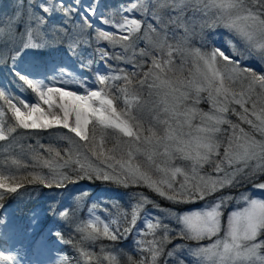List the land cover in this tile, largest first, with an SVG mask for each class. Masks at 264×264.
I'll return each mask as SVG.
<instances>
[{
  "label": "snow or ice",
  "instance_id": "6c2138e0",
  "mask_svg": "<svg viewBox=\"0 0 264 264\" xmlns=\"http://www.w3.org/2000/svg\"><path fill=\"white\" fill-rule=\"evenodd\" d=\"M101 7L100 0L29 4L24 31L18 36L15 19L9 21L8 40L13 47L0 52V59L20 90L32 95L35 102H28L0 81V142H4L0 154H7L0 161V190L17 193L22 180L62 187L66 182L96 179L124 187L143 184L181 204L204 200L213 192L257 177L261 182L255 187L264 189V74L242 63L253 55L264 62V0H131L108 15ZM189 11L192 15L186 17ZM56 12L63 15L64 24L71 30L48 27V18ZM76 16L79 20L73 19ZM93 18L116 31L96 27ZM218 27L227 29L240 42L226 40L228 54L220 47L205 48L208 41L204 31ZM180 28L183 34H178ZM87 29L95 30L97 44L106 41L111 48L121 49L109 52L97 47L89 54L93 58L82 59L81 69L98 62L96 57L109 69L106 74L94 72L91 85L82 73L78 75L68 67L57 69L55 64L50 67L27 59L30 51L64 41L68 52L82 55L77 51L79 45L91 43L86 38ZM48 33L54 34L53 40H48ZM195 37H199L201 47L192 45ZM140 41L145 42L144 48L138 47ZM109 59L132 68H113ZM189 63L192 67L185 75ZM201 101L210 105L207 111L199 107ZM145 112L151 117L147 128ZM42 129H55L50 136L68 142L64 149L67 156L37 140L36 146L28 145L26 150L34 162L32 167L47 168L48 174L33 171L27 177L16 176L13 169H26L28 164L13 155V150L19 148L22 156V141L39 136L38 131L24 130ZM40 148H47L49 158ZM137 154L146 157L145 161L136 162ZM177 157L187 166H173L171 162ZM5 170L12 174L5 175ZM178 175L183 177L179 181ZM231 199L220 197L202 210L181 215L161 209L163 217L148 218L141 215L145 206H159L139 194L130 214L122 212V220L108 223L94 214L93 206L91 219L77 229L82 233L80 244L102 238L117 241L135 231L153 239L136 240L140 258L127 255L123 264H161V257L162 264H184L177 255L181 245L166 254L164 251L175 238L170 235L173 229L163 222L171 217L182 225L176 236L195 241L216 237L206 246L189 249L199 258L198 264H264V240L258 241L264 235V200L241 195L245 206L230 213L227 225L222 226L221 208ZM59 215L63 218L68 213L61 211ZM140 219H144L146 230L137 227ZM222 228L224 235L220 237ZM80 250L87 262L96 259L97 264H121L114 249L106 251L101 246L102 259ZM12 260V256L0 253V261Z\"/></svg>",
  "mask_w": 264,
  "mask_h": 264
},
{
  "label": "trees",
  "instance_id": "16d2710c",
  "mask_svg": "<svg viewBox=\"0 0 264 264\" xmlns=\"http://www.w3.org/2000/svg\"><path fill=\"white\" fill-rule=\"evenodd\" d=\"M20 3V0H14L11 5H0V9L5 14V18H9L7 20L8 23L10 20L15 19L17 17L16 14L19 12H21L20 16L22 21H27L28 12L30 11L29 5L27 3L25 4V7L22 8ZM34 11L42 14V11L38 7H34ZM48 23L50 25L48 27L54 25L66 27L64 20H51ZM2 26L3 25L0 26V52H3L6 47H13L11 41L8 40V36H6L3 29H1ZM16 35L18 36L19 34L16 33ZM52 35L54 36L53 33ZM86 38L91 42L90 44H82L86 53H93L94 48L97 47H103L109 52H118L120 50L119 47H116L115 49L111 48L106 41H103L102 44H97L95 41L94 29H87ZM1 61L2 59L0 60V63ZM108 63L117 64V61L109 59ZM5 66L8 67L7 65ZM117 67H124L131 70L132 65L122 62L119 63ZM120 83L122 84V82ZM31 102H35V98H32ZM144 125L146 126L145 128L148 127L147 122ZM24 131H38L39 136H30L22 141V144L25 146V152L22 156L19 148L13 150V155L21 157L24 162L28 164L26 169H20L19 171L13 169L16 176L27 177L28 173L33 171L41 172L45 175L48 174L49 170L47 168L32 167L34 162L31 159L30 153L26 150L28 145L36 146L37 140H39V143L42 145H52L59 149L61 151V156H67L64 149L68 147V142L66 140L57 139L55 135L50 136V134L55 133V129ZM63 131L67 132L68 130L63 129ZM145 135H147L146 132ZM3 143L4 142H0V144ZM107 147H112V143L109 142ZM39 151L45 158H49L47 148H40ZM4 155L7 154H0V161L3 160ZM92 159L95 161L94 157ZM141 162H143V160H141ZM175 163H183V161L177 159ZM4 167L5 169L7 168L6 165ZM11 174L12 173L5 170V175ZM28 179H30V177H28ZM21 184L22 187L17 190V193H6L5 190H0V225L6 220H9L11 224H14L12 226L13 231L18 232L19 237L22 238L23 248L29 254L33 252L35 253L37 247L42 242L48 243L49 249L56 252L59 258H62L60 264H97L96 259L87 262L81 255V248L95 253L96 256L101 259V246H105L106 251L110 248L114 249L115 251L113 254L117 255V258L121 260V264L126 260L127 255H134L129 250V242L123 238L117 241H110L107 238H102L95 243L84 242L83 244H80L82 233L77 229L89 220V208L96 201L92 194L97 190L108 189L107 199L118 201L116 205L119 207L116 206L113 213L111 212V215L109 214L107 217V219L109 218L110 220L113 218H120V210H123L126 206L131 209V206L128 205L130 202H127L126 198H133L135 193H143L145 196L151 197L152 201H155L159 206L164 207L165 209L173 208L183 212L199 209L202 203L200 200H195L189 203L177 204L164 197L158 196L159 194L152 189L147 190L148 188L143 184H133L124 187L123 185L111 181L96 179H81L75 180V182H66L62 187H56L54 184L52 187H48L46 184H40L37 182L28 183L27 180H22ZM86 186H91L92 189H88ZM109 191H111V193ZM85 192L87 195H84ZM114 193H120L123 194V196L118 197L115 196ZM111 204L112 202L109 203V205ZM104 205L106 206L102 201L100 206ZM61 211H67L68 215L62 218L59 215ZM57 233L60 235L58 236ZM259 240H264V235H261ZM66 241H70V243H66ZM47 262H49V260ZM104 264H107V261H104Z\"/></svg>",
  "mask_w": 264,
  "mask_h": 264
},
{
  "label": "rangeland",
  "instance_id": "374dc122",
  "mask_svg": "<svg viewBox=\"0 0 264 264\" xmlns=\"http://www.w3.org/2000/svg\"><path fill=\"white\" fill-rule=\"evenodd\" d=\"M20 1H21L20 6L22 8H24L25 4H27V3H28V5L32 4L33 6H35L41 2V0H28V1L20 0ZM3 2H6V3H3ZM13 2H14V0H0V5H11ZM66 2L70 3L71 0H66ZM130 2H131V0H100L101 6H102L101 11L105 15H108L109 12L118 9L120 5H126ZM20 13L21 12H19L18 13L19 15H17V17L15 18L16 23L14 24V29H15L17 34L22 33L24 31V27H25V22L22 21ZM0 15H1L0 26L3 25L1 27V29H3L6 36H8L10 24L8 23L7 20L9 18H7V17L5 18V14L1 9H0ZM40 15H45V14L42 13ZM132 15H134L135 18H137V19L140 18L139 14H137V13H134ZM171 15H175V13L173 12V13H171ZM185 15H186V17L191 16L192 13L189 11ZM73 19L79 20V17L76 16V17H73ZM148 19L150 20V22L155 24V21H151V17H149ZM51 20H54V21L64 20V17L61 13L56 12L48 18V22H50ZM93 22H94L96 27H98L102 30H107V31H112V32L116 31V29L111 28L109 25L103 24L99 19L93 18ZM48 26H50L49 23H48ZM65 26L68 27L69 30H71L70 25H65ZM196 30L199 31V28L197 27ZM183 31H184L183 28L177 29L178 34H183ZM204 36L206 37V39L208 41V43L205 45L206 49H211L213 46L220 47L222 50H224L226 52V54H228V46L226 44V40H232L234 43L240 44L238 39L231 32H229L227 29H225L223 27H218L215 29H206L204 31ZM47 38L50 41L53 40L52 33H48ZM102 42L103 41H100L99 43L102 44ZM192 45L195 47H201V41H200L199 37H195L192 40ZM240 46H241V48H243V45H240ZM83 47L84 46L81 44V45H79V47L77 49V51L80 52L82 55L74 56L70 52H68V50H67V41L56 42V43H53L50 47L44 48L38 52L30 51L27 54V59L29 61H35V62L40 63V64L46 63L50 67L53 64H55L57 69L60 67H68L70 71H75L78 75L82 73L84 77L88 78V83H89V85H91L92 81L94 79V75H93L94 71L98 70L100 72V74H106L109 71V69L104 64L103 61H99L97 59L98 57H96V60L98 62L94 63L89 68L81 69L79 67V65L82 62V59H83V61H86L87 59L93 58L91 55H89V53L85 52V49ZM138 47L144 48L145 42L140 41ZM61 61H62V63H61ZM122 62L123 61H121L119 63H122ZM149 63H150V61H149ZM177 63H179V61H177ZM242 63H243L244 67H251L256 72L264 74V62H261L258 57L254 56V55L250 56L247 59H244ZM111 65L113 66V68H117L118 63L117 64H111ZM145 67L147 68V65H145ZM191 67H192V65L190 63L185 66V68H184L185 75H187L188 69ZM122 68H124V67H122ZM49 75H51V74H49ZM0 81H3L6 86L10 87L13 91L17 92V94L25 97L27 99V101L31 103V100L34 97L32 95H29L27 92H23L20 90V86L14 82V77H12L11 73L9 72L8 67H6L4 65L3 60L0 63ZM57 86H61V85H57ZM97 87H98V85H97ZM73 90H76V89L73 88ZM144 95H145V97L147 96L146 91L144 92ZM199 107L204 109L205 111H207L210 108V105L205 103L204 101H201ZM230 118L234 121L237 120V117H235V116H230ZM143 119H144V124L147 122V125L149 126V124L151 123V117L147 114V112L144 113ZM243 126L247 127L246 125H243ZM224 127H227V126L225 125ZM257 136H258V134H257ZM135 159H136V162H141V160L145 161L146 157H144L141 154H137ZM177 159H180V158L177 157L176 159H174L171 162L173 166H175V167H186L187 166V162L182 160V159H181V161H183V163H175V161ZM205 170L206 171L208 170L207 165L205 166ZM213 175H215V173H213ZM182 178H183L182 176L178 175L177 181L181 180ZM258 182H261L260 177H257L255 180H252V181L241 182L236 187H229V188H225V189H220L218 192H213L210 196L206 197L204 200H200V201H202L201 207L199 209H195L194 211H199V210L204 209L206 206H209V205L215 203L217 201V199H219L220 197L230 196V197H232V199L229 200L225 205H222V208H221L222 226H226L229 214L232 213L233 211H236L237 209L245 206L244 202L239 199L241 195L247 194L251 198L264 200V189H259V188L255 187V184ZM107 190L108 189H101V190L95 191L94 194H92V196L96 199V201L89 208V210H90V209H93V206H95L94 214L96 216H99L102 220H104L105 223H108L110 221V219L109 218L107 219V217L109 214L111 215V212L113 213L114 209L117 206L116 204L118 203V201H116V200H108L107 199V196H108ZM147 190H150V188H148ZM109 192L111 193V191H109ZM139 194H143V193H135L133 198H136V199H133L132 197H127L126 198L127 202H130L128 205L132 206L134 203H136ZM114 195L118 196V197L123 196V194H120V193H114ZM148 198H149V200L152 201L151 197H148ZM102 201L104 202V204H106V206L105 205L100 206L102 204ZM111 202H112V204L109 205V203H111ZM153 202L156 205H158L155 201H153ZM145 208H146V211H143L141 213V215H142V217H148V218H154L157 216L163 217L165 215V213L162 212L161 209L170 210L172 213H176L178 215H181L184 213L194 212V211L183 212V211H178V210L173 209V208L165 209L164 207H161V206L153 207L152 204H147L145 206ZM130 211H131V209H129L128 206H126L123 210H120V213L126 212V213L130 214ZM88 215H89V219H91V215H90L89 211H88ZM113 219H116V218H113ZM117 219L122 220L123 217L120 216V218H117ZM163 222L165 224H168L173 229V231L170 233V235L172 237H175L174 239H171V242L165 246V249H164L165 254L168 251L175 249L176 245H178V244L181 245L182 248L177 250V255H178L179 259L184 261V264H198L199 258L194 257L189 253L190 248L194 249V248H197L200 246H206L207 244L211 243L213 240L216 239V237H213L211 240L205 239L202 241L185 240L182 237L176 236V232L180 230L182 225L177 224L176 221L174 219H172L171 217L165 218ZM137 227L142 229V230H146L144 219H140L138 221ZM157 234L162 235V232H158ZM223 235H224V232H223V228H222V231L219 233V236L223 237ZM4 236L6 238H8V239H6V242H9V243L3 244L0 242V249L4 250L6 252L5 253L6 256L10 255L13 257V260L11 262L5 261L4 262L5 264H60L62 262V260H61L62 258L61 257L59 258L56 252L48 250V243H46V242L42 243L37 248V251H36L33 259L32 258L28 259V257H27L28 253L26 251H24L22 240L20 237L14 236L10 232L4 233ZM141 238H143L145 240H151V239H153V236L152 235L141 236L140 234H138L137 232L134 231L132 234L125 236L123 238L124 240L129 242L128 243L129 250L132 252V254H134V255H132L133 258H136V259H139L140 255L136 250L137 246H136L135 241L138 239H141ZM258 241H259V237H258ZM48 260H49V262H47ZM162 261H163V257H161V264H162Z\"/></svg>",
  "mask_w": 264,
  "mask_h": 264
}]
</instances>
